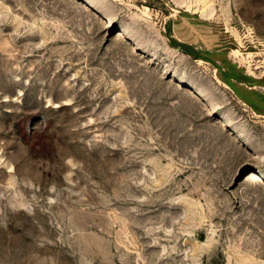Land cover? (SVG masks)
<instances>
[{
	"label": "rangeland",
	"instance_id": "374dc122",
	"mask_svg": "<svg viewBox=\"0 0 264 264\" xmlns=\"http://www.w3.org/2000/svg\"><path fill=\"white\" fill-rule=\"evenodd\" d=\"M0 264H264V0H0Z\"/></svg>",
	"mask_w": 264,
	"mask_h": 264
},
{
	"label": "bare ground",
	"instance_id": "6f19581e",
	"mask_svg": "<svg viewBox=\"0 0 264 264\" xmlns=\"http://www.w3.org/2000/svg\"><path fill=\"white\" fill-rule=\"evenodd\" d=\"M204 13V12H203ZM200 14L203 16V14L200 12ZM254 175V174H253ZM139 221V220H138ZM140 221H142V219L140 220ZM141 223V222H140ZM148 233V232H147ZM149 234V233H148ZM150 234H152V233H150ZM154 235V234H153ZM150 236V235H149ZM175 237H176V235H175ZM178 237V236H177ZM176 237V238H177ZM149 239V238H148ZM148 242V241H147ZM150 244V243H149Z\"/></svg>",
	"mask_w": 264,
	"mask_h": 264
}]
</instances>
